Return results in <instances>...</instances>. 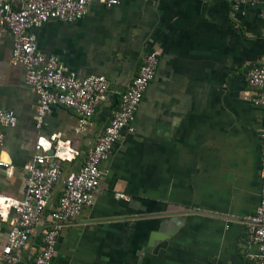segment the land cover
Returning a JSON list of instances; mask_svg holds the SVG:
<instances>
[{
  "label": "crops",
  "instance_id": "obj_1",
  "mask_svg": "<svg viewBox=\"0 0 264 264\" xmlns=\"http://www.w3.org/2000/svg\"><path fill=\"white\" fill-rule=\"evenodd\" d=\"M263 11L264 0L239 9L233 0L94 1L82 19L34 27L40 49L69 71L109 81L107 101L80 132L79 115L60 105L37 129L39 97L12 62L14 34L0 29V110L18 119L3 129L0 153L13 168H0V195L14 199L24 197L40 136L71 139L81 156L65 174L78 171L145 55L160 57L133 129L103 163L95 203L63 227L52 264H252L246 221L261 201L264 110L246 96L249 70L264 61ZM62 188L15 264H35ZM14 217H0V250Z\"/></svg>",
  "mask_w": 264,
  "mask_h": 264
},
{
  "label": "built area",
  "instance_id": "obj_2",
  "mask_svg": "<svg viewBox=\"0 0 264 264\" xmlns=\"http://www.w3.org/2000/svg\"><path fill=\"white\" fill-rule=\"evenodd\" d=\"M94 1L113 7L122 0H0V29H8L15 36L12 62L25 67L26 82L39 97L35 116L37 129L43 127L53 106L60 105L79 115L81 123L76 131L80 132L109 97V81L104 75L78 77L55 55L41 50L37 35L32 31L34 27L53 20L73 22L82 19L89 11V4ZM255 2L257 0H233V7L239 9L244 4ZM159 65L157 51H149L138 74L122 94L109 124L88 151L78 171L65 174L64 163L73 162L81 156V151L71 139L58 134L38 138L35 154L24 166L27 173L24 197L14 199L0 195L1 219L8 220L10 213L15 212L6 243L0 250V264H15L18 261L17 252L29 243L35 226L48 208L54 188L61 183L62 193L50 214L43 246L35 261V264H52L63 227L79 217L85 207L95 203L105 176L103 163L109 159L123 131L133 129L132 124ZM248 84L251 91L246 98L264 110V61L251 67ZM17 122L15 113L0 110V148L5 141L3 129L15 127ZM261 140V201L256 212L246 221L249 241L256 247V251L248 255L252 264H264V125ZM0 168L6 171L13 168V164L1 153ZM116 197L131 199L122 192H117Z\"/></svg>",
  "mask_w": 264,
  "mask_h": 264
}]
</instances>
